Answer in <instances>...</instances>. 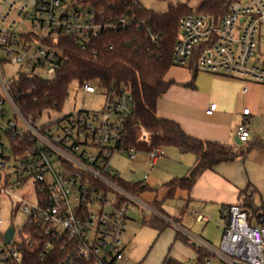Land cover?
I'll return each instance as SVG.
<instances>
[{"label": "built area", "instance_id": "1", "mask_svg": "<svg viewBox=\"0 0 264 264\" xmlns=\"http://www.w3.org/2000/svg\"><path fill=\"white\" fill-rule=\"evenodd\" d=\"M125 24L124 18L96 22L94 13L80 2L0 0V211L10 203L12 216H25L20 228L14 223L8 226L14 227L9 243L4 240L8 228L0 229V264H21L23 245L42 246L41 256L55 257L56 264L123 261L122 235L129 212L141 204V198L117 183L119 173L110 161L120 151L132 160L139 152L125 140L123 120L133 109L132 94L125 88L110 90L109 103L100 111L82 109L42 122L41 115L20 111L11 86L23 74L55 76L63 56L56 45L60 34L78 35L86 41L102 29ZM263 25L264 0H233L218 20L204 12L184 14L173 62L186 66L198 54L199 71L264 84V64L257 58ZM7 64L19 65L16 76L6 74ZM80 87L85 93L96 91L91 82ZM7 103L14 109L10 118ZM215 109L212 103L206 113ZM242 114L236 134L245 143L250 137L246 124L250 109ZM133 132L145 142L161 134L159 128L140 122L133 125ZM146 154L145 165L153 169L165 150L157 145ZM30 181L35 203L25 201L27 193L18 194ZM222 217L219 247L187 232L199 250L197 264H264V211L254 212L237 203L222 207ZM199 220L207 217L199 215Z\"/></svg>", "mask_w": 264, "mask_h": 264}, {"label": "trees", "instance_id": "2", "mask_svg": "<svg viewBox=\"0 0 264 264\" xmlns=\"http://www.w3.org/2000/svg\"><path fill=\"white\" fill-rule=\"evenodd\" d=\"M190 0L169 3L164 13L144 7L138 0H79L83 7L94 13L96 22L106 24L109 21L124 18L125 25L102 29L88 40L78 35L60 34L57 47L62 51L56 74L51 79L21 75L11 86L14 101L24 114L42 115L46 110H61L73 81L82 85L93 80L106 90L125 88L133 96V109L124 117L127 131L126 144L139 151H148L157 145L175 146L183 152L196 155V161L186 176L175 178L165 184L169 187L168 196H174L177 189L190 191L197 179L208 169L222 162H233L244 153L234 148H225L214 141H205L187 134L174 120L162 118L157 113L159 99L174 83L166 75L172 66L173 50L180 36V18L189 12L197 11L219 19L226 13L233 0H201L190 5ZM84 41V42H83ZM198 54H194L188 67L194 72L197 68ZM140 122L149 128H159L160 135L152 142L138 140L133 125ZM117 183L138 198L151 189L145 180L126 181L120 176ZM243 206L254 212L264 211L248 200ZM163 201L151 203L157 212L151 218L144 219L163 231L169 224L161 215L167 213L162 207ZM177 240L190 242L187 234L177 231ZM196 252L198 248L190 243ZM24 260L21 264H56L51 256H41L42 246L23 245ZM162 264H182L166 257Z\"/></svg>", "mask_w": 264, "mask_h": 264}, {"label": "rangeland", "instance_id": "3", "mask_svg": "<svg viewBox=\"0 0 264 264\" xmlns=\"http://www.w3.org/2000/svg\"><path fill=\"white\" fill-rule=\"evenodd\" d=\"M79 3V0H68L71 2ZM144 7L152 9L156 12L164 13L168 10L169 3H176L177 0H138ZM186 1V0H183ZM201 0H190V5L198 4ZM257 58H260V64H264V25L261 28L258 37ZM24 69V68H23ZM6 74L8 76H16L19 71V65L7 64L5 66ZM44 74L42 71L40 72ZM91 84L96 88L94 93H85L80 87L78 81H73L70 85L68 97L61 110H46L42 113V122L56 121L65 115L75 113L79 110L100 111L104 109L109 99L106 90L99 86L97 80L91 81ZM7 118L13 117L14 109L7 103L5 106ZM167 152L168 162L170 164L163 166L157 165L155 169L148 171L150 177L147 179L148 184L152 190L146 191L142 194L141 199L152 200L158 194L159 198L162 195V184L175 177L185 176L188 169L182 171L180 161L169 153L167 146H164ZM235 150L238 153L247 152L245 146L235 144ZM245 152V153H246ZM262 152H250L247 154L246 161H255L263 158ZM241 162L243 163L245 160ZM139 159L132 160L125 151L115 153L110 161V166L114 171L119 173V176L126 181H141L143 180L144 171L139 163ZM9 170H11L9 168ZM253 170V169H252ZM238 176L243 182L237 190V202L240 200H248L256 207H264V169H254L253 177L256 180L250 179L248 172L244 165L239 168L236 167ZM145 172V173H146ZM5 173V172H4ZM159 192H156V189ZM25 195V201L28 203H35L36 198L33 194V184L30 183L23 189L18 191V194ZM165 198V199H164ZM161 198L163 200L162 207L167 215L161 217L166 220L169 226L163 231L158 228L145 223L144 219L151 218L155 213L151 209L142 210V206L138 205L137 208L129 212V220L127 227L122 235L124 243V252L126 259L122 264H159L162 254L164 257L174 255L177 249V254L182 264H197V252L190 244L192 241L184 242L176 239L177 231L187 234L190 232L200 238L209 240L214 247H219L222 237L223 224L225 222L222 217V208L219 203L200 202L188 199L187 195L176 193L174 196H166ZM235 204V203H233ZM198 214H204L208 220H198ZM0 219L3 223L0 226L4 232L11 223H14L19 228L25 221L24 215L17 214L12 216L10 203L0 211ZM18 239V236H16ZM165 252V253H164ZM163 257V258H164Z\"/></svg>", "mask_w": 264, "mask_h": 264}, {"label": "crops", "instance_id": "4", "mask_svg": "<svg viewBox=\"0 0 264 264\" xmlns=\"http://www.w3.org/2000/svg\"><path fill=\"white\" fill-rule=\"evenodd\" d=\"M166 78L173 79L174 83L159 99L157 113L160 117L176 121L187 134L193 137L205 141L218 142L227 149H235V144H239L245 146L247 150L244 156H239L233 162H222L215 165L213 169L206 170L197 179L190 191L177 189L175 194H185L188 199L205 203L213 201L219 203L221 208L233 203L241 204L243 200L237 202L238 194L236 188L240 187L241 189L240 185L243 181L240 180L241 178L237 174L236 167L241 168L244 165L250 179L253 180H256L253 177L255 175L253 170L264 169V157L255 161L245 160L247 154L250 152H262L264 156V84L222 74L203 71L194 72L187 65L172 66ZM212 103L216 104V109L212 114H208L206 113V109ZM245 108L250 109V115L246 116V124L250 129V137L247 142L241 143L238 140L236 131L244 120L242 112ZM167 148L169 149V153L180 161L179 164L182 166V171L188 169L185 174L186 176L196 161V155L190 152H183L175 146H167ZM146 157V151H139L137 157L133 160H140V166L142 171H144L143 180L148 184L147 179L150 177V173L146 172L149 169L145 165ZM166 158L167 152L165 150V156L157 161L155 167L160 164L168 166L170 162ZM240 159L245 161L240 163ZM145 174H148L146 179ZM167 182L162 184L163 197L159 198L157 194L152 200L146 201L143 198L141 199V204L139 205L143 207L144 213L145 209H151L154 211L153 213H157L152 208L151 203L155 200L163 201L165 199L164 197L167 196L169 191V187L165 186ZM155 189L158 193L159 189ZM161 198L164 199L161 200ZM195 213L198 220L199 215L205 216L201 213ZM205 240L209 242V240ZM177 249L178 247H176L174 255L166 257L180 262ZM163 255L165 254H162L158 262L159 264H162L166 258ZM126 258L124 252L123 261Z\"/></svg>", "mask_w": 264, "mask_h": 264}, {"label": "water", "instance_id": "5", "mask_svg": "<svg viewBox=\"0 0 264 264\" xmlns=\"http://www.w3.org/2000/svg\"><path fill=\"white\" fill-rule=\"evenodd\" d=\"M240 142V141H239ZM13 234H14V227L11 226L7 229L5 235H4V240L6 243H9L11 238L13 237Z\"/></svg>", "mask_w": 264, "mask_h": 264}]
</instances>
